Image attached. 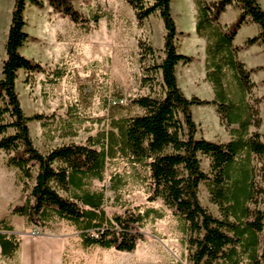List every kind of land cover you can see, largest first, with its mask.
I'll return each mask as SVG.
<instances>
[{
  "label": "trees",
  "instance_id": "16d2710c",
  "mask_svg": "<svg viewBox=\"0 0 264 264\" xmlns=\"http://www.w3.org/2000/svg\"><path fill=\"white\" fill-rule=\"evenodd\" d=\"M46 1L83 29L101 18L99 12L84 17L71 0ZM124 1L139 24L157 12L165 31L158 63L151 46L141 40L137 43L142 68L139 85L148 94L129 99L128 105L141 113L111 117L108 131L88 137L84 144L60 145L45 154L36 149L28 129L30 121L44 117H26L15 90L19 70L29 75L43 72L39 63L19 52L28 40L23 31L24 10L27 5L41 8L43 2L13 1L0 78V151L7 156L6 167L16 169L24 185L12 214L37 227L63 220L74 226L84 248L133 252L146 238L144 226L163 212L133 208L107 217L105 188H95L93 182H103L107 161L118 157L141 168L143 175L138 176L146 184L147 202L159 201L179 222L190 264H264V211L259 209L264 196L261 98L253 95L252 71L245 69L233 45L246 19L258 26L259 33L244 45H264V10L257 0H194V33L205 41L204 81L213 92L212 100H204L185 97L177 84L175 67L190 63L192 57L177 51V36L187 34L177 32L170 0ZM232 4L238 5L240 13L230 26H222L220 16ZM157 74L160 83H155ZM201 106L213 107L229 136L227 142L198 137L191 108ZM200 157L208 161L207 173L201 169ZM200 184L205 185L217 216L200 203ZM110 189L117 191L112 185ZM17 246L14 235L0 233V257L11 256Z\"/></svg>",
  "mask_w": 264,
  "mask_h": 264
},
{
  "label": "rangeland",
  "instance_id": "374dc122",
  "mask_svg": "<svg viewBox=\"0 0 264 264\" xmlns=\"http://www.w3.org/2000/svg\"><path fill=\"white\" fill-rule=\"evenodd\" d=\"M13 1L0 0V78ZM41 1V8L27 5L24 10L23 31L28 40L19 52L39 63L43 72L29 75L19 70L15 90L26 117H44L30 121L28 129L36 149L45 154L60 145L84 144L88 137L108 131L111 117L141 113L128 105L129 99L148 94L147 88L139 85L142 68L137 43L141 40L151 46L155 51L153 60L158 63L165 31L157 12L139 24L124 0H71L73 8L84 17L89 18L94 12L101 15L97 23L89 22L87 29L55 12L46 0ZM170 10L177 32L187 34L177 36V51L192 57L190 63L175 67L177 84L187 98L212 100V89L204 81L203 42L192 27L195 1L170 0ZM155 83H160L159 74ZM191 111L198 137L213 142L229 140L212 106L192 107ZM200 159L201 169L207 173L208 161ZM6 160L7 156L0 151V233L14 235L18 246L11 256L0 257V264H190L179 222L159 201L147 202L146 184L138 176L143 175L141 168L116 157L107 161L104 181L93 182L95 188H105L103 207L107 217L133 208L163 212L161 218L148 222L142 229L145 240L133 252L126 253L84 248L74 226L63 220L54 219L44 227H37L13 215L12 209L20 204L24 185L20 173L6 167ZM111 185L117 187L116 193L110 189ZM260 185L264 189V179ZM198 199L217 216V208L209 203L204 184L199 185ZM259 209L264 211V196Z\"/></svg>",
  "mask_w": 264,
  "mask_h": 264
},
{
  "label": "crops",
  "instance_id": "0c3cea01",
  "mask_svg": "<svg viewBox=\"0 0 264 264\" xmlns=\"http://www.w3.org/2000/svg\"><path fill=\"white\" fill-rule=\"evenodd\" d=\"M209 1V0H207ZM217 1V0H213ZM260 7L264 10V0H257ZM240 10L237 4H232L225 8V11L221 14L219 22L222 26H230L238 17ZM194 26V23L192 27ZM259 33V28L256 24L246 19L245 22L238 29L233 45L238 48V58L244 64L245 69L251 70L250 79L254 83V96L261 98L259 105L260 116L262 118V124L260 127V133L264 140V45L260 42H256L253 45L245 46L244 42L256 36ZM203 42L204 53V40L199 38ZM258 86V89H257ZM227 142V141H226Z\"/></svg>",
  "mask_w": 264,
  "mask_h": 264
}]
</instances>
